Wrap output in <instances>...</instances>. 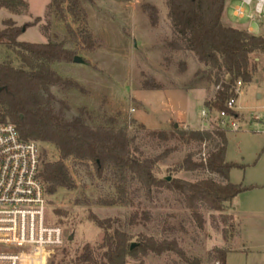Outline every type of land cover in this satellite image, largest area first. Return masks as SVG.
Wrapping results in <instances>:
<instances>
[{"label": "rangeland", "instance_id": "374dc122", "mask_svg": "<svg viewBox=\"0 0 264 264\" xmlns=\"http://www.w3.org/2000/svg\"><path fill=\"white\" fill-rule=\"evenodd\" d=\"M24 1L28 9L20 16L0 10V27L5 28L3 23L7 20L17 27L31 25L19 41L62 43L83 61L53 65L63 79L75 81L85 89L84 93L51 89L59 99L68 102L71 115H80V109L85 108L93 117L90 122L93 126H111V120L116 119L115 126L126 129L129 137H136L137 145L147 157L171 150L160 165L159 177L188 155L195 161L207 157L212 143L186 144L166 141L158 135L174 129L211 130L219 117L216 113L209 119L202 116L205 102L214 98L217 88L204 79L207 67L174 33L166 0H87L84 8L89 30L99 45L92 52L83 48L78 24L70 16L64 22L50 13L51 0ZM235 4L228 3L226 10L231 21L236 20L231 7ZM255 4L246 8L248 15H254ZM144 5L157 9L155 24L144 11ZM239 23L252 24L254 35L264 34V16L255 20L245 18ZM67 25L75 35L69 34ZM259 58L256 80L239 89L235 119L239 128H227L226 132V160L244 166L234 169L227 182L254 187L233 201L236 213H229L236 225L234 237L225 239L220 213L202 205L204 224L200 225L182 197L166 190H155L150 198L135 183L128 205L118 202L108 205L119 198L118 173L106 168L99 174L92 162L70 158L65 164L76 188L61 189L49 196L47 202L51 222L61 225L73 239L66 248L52 254L47 264L69 261L86 245L100 242L101 233L89 220L92 214L99 219H119L118 228L135 237L134 243L142 233L158 241H176L182 252L162 255L150 252L129 259L127 264H264V57ZM1 63L18 67L19 59L12 50L0 45ZM149 81L157 82L163 90H144V83ZM37 143L48 160L60 159L55 146ZM178 177L190 182L202 179L223 182L205 170L181 173ZM217 248L229 250L224 262L216 254Z\"/></svg>", "mask_w": 264, "mask_h": 264}, {"label": "trees", "instance_id": "16d2710c", "mask_svg": "<svg viewBox=\"0 0 264 264\" xmlns=\"http://www.w3.org/2000/svg\"><path fill=\"white\" fill-rule=\"evenodd\" d=\"M86 1L51 0L49 10L58 21L66 22V17L70 16L78 24L83 48L92 52L99 45L89 30L84 8ZM228 1L232 0H166V3L174 33L207 67L204 79L217 88L214 98L205 102V108L218 116L225 112L238 117L228 108V103L238 99V83L249 85L256 80L259 57H264V35L257 36L247 30L225 26L223 14ZM27 9L24 0H0V10L13 15L20 16ZM143 9L155 24L158 20L157 9L151 5H144ZM3 24L5 28L0 27V45L16 54L19 66L0 64V124L14 125L24 141L51 144L58 150V161L48 160L45 151L41 154L40 177L48 197L61 189L71 191L76 188V181L65 164L66 160L74 158L81 162H92L99 174L106 168L118 173L119 198L108 205L116 202L128 205L135 183L150 198L155 190H166L182 197L184 205L192 211L200 225L204 224L200 213L202 205L220 213L225 226V239L228 241L235 236L234 216L229 213L233 201L254 187L227 182L234 169H243L244 166L226 160L227 129L220 126V117L211 130L174 129L170 133L159 132L158 135L166 141L198 145L209 142L213 145L205 159L195 161L193 156L188 155L181 163L168 167L165 176L159 177L162 172L160 165L171 155V150L147 157L137 145L136 137H129L126 129L115 126L116 119L111 120V126H93L90 124L93 117L87 109L81 108L80 115H71L68 102L52 93L53 87H59L62 92H85L80 84L63 79L53 69L56 63H72L75 52L66 49L62 43L19 41L31 25L17 27L10 20ZM67 30L75 35L70 25H67ZM144 90L160 91L163 87L149 81L144 83ZM199 170L217 175L223 182L213 179L190 182L178 177L181 173ZM89 220L100 231V242L95 246L86 245L81 252L77 251L75 258L62 260L60 264H127L129 259H137L150 252L156 255L169 251L182 254L176 241H158L142 233L137 235L134 243L135 237L118 228L119 219H99L92 214ZM132 244L136 246L131 250ZM215 252L224 262L229 250L217 248Z\"/></svg>", "mask_w": 264, "mask_h": 264}, {"label": "built area", "instance_id": "2783aa9c", "mask_svg": "<svg viewBox=\"0 0 264 264\" xmlns=\"http://www.w3.org/2000/svg\"><path fill=\"white\" fill-rule=\"evenodd\" d=\"M239 1L235 17L255 20L264 16V0ZM254 3V15H248L246 8ZM241 87L238 83V90ZM236 102L228 103L234 112ZM211 115L205 108L203 118ZM219 117L222 128H239L235 116L222 112ZM40 171L39 144L24 141L14 125L0 124V264H47L52 254L70 243L65 229L49 218Z\"/></svg>", "mask_w": 264, "mask_h": 264}, {"label": "crops", "instance_id": "0c3cea01", "mask_svg": "<svg viewBox=\"0 0 264 264\" xmlns=\"http://www.w3.org/2000/svg\"><path fill=\"white\" fill-rule=\"evenodd\" d=\"M238 1L239 0H232V1H228L226 3V7H225V11H224V14H223V24L227 27H231V28H235V29H240V30H247L249 33L251 34H254V26L252 24H248L247 26H243V25H240V21L243 20V19H239L237 17H235L234 15V9L238 4ZM230 2H235L236 4L235 5H231L232 7V15L233 17H235V21H231L226 13V10H227V6H228V3ZM264 35V34H262ZM249 186V185H248ZM236 200V199H235ZM234 200V201H235ZM232 213H236V208L232 205Z\"/></svg>", "mask_w": 264, "mask_h": 264}, {"label": "water", "instance_id": "95a60500", "mask_svg": "<svg viewBox=\"0 0 264 264\" xmlns=\"http://www.w3.org/2000/svg\"><path fill=\"white\" fill-rule=\"evenodd\" d=\"M74 62L75 63H82L83 61L79 58V57H75L74 58ZM177 127V125H176ZM170 179V178H169ZM73 238H70V241L72 240ZM136 246V244H132V247H131V250Z\"/></svg>", "mask_w": 264, "mask_h": 264}]
</instances>
